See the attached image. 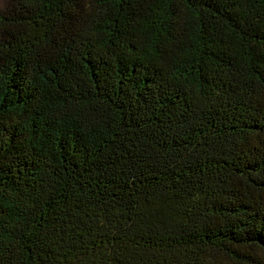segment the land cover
Segmentation results:
<instances>
[{"label": "trees", "instance_id": "trees-1", "mask_svg": "<svg viewBox=\"0 0 264 264\" xmlns=\"http://www.w3.org/2000/svg\"><path fill=\"white\" fill-rule=\"evenodd\" d=\"M0 264H264V0H7Z\"/></svg>", "mask_w": 264, "mask_h": 264}, {"label": "rangeland", "instance_id": "rangeland-1", "mask_svg": "<svg viewBox=\"0 0 264 264\" xmlns=\"http://www.w3.org/2000/svg\"><path fill=\"white\" fill-rule=\"evenodd\" d=\"M7 0H0V7L6 2Z\"/></svg>", "mask_w": 264, "mask_h": 264}]
</instances>
